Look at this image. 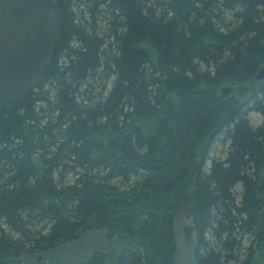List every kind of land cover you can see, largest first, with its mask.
Returning a JSON list of instances; mask_svg holds the SVG:
<instances>
[{
  "label": "trees",
  "instance_id": "16d2710c",
  "mask_svg": "<svg viewBox=\"0 0 264 264\" xmlns=\"http://www.w3.org/2000/svg\"><path fill=\"white\" fill-rule=\"evenodd\" d=\"M53 1L50 66L0 105V264L104 230L82 264H172L181 206L197 264H264V0Z\"/></svg>",
  "mask_w": 264,
  "mask_h": 264
},
{
  "label": "water",
  "instance_id": "95a60500",
  "mask_svg": "<svg viewBox=\"0 0 264 264\" xmlns=\"http://www.w3.org/2000/svg\"><path fill=\"white\" fill-rule=\"evenodd\" d=\"M62 30V15L53 0H0V105L22 100L39 83L50 66ZM257 80L264 79L260 69ZM230 89L220 90L224 98ZM183 206L174 215L172 233L175 253L172 264H197L198 225L187 221ZM194 233V237L191 234ZM107 231H88L69 243L35 253H24L20 264H82L95 252L108 251L112 241Z\"/></svg>",
  "mask_w": 264,
  "mask_h": 264
},
{
  "label": "rangeland",
  "instance_id": "374dc122",
  "mask_svg": "<svg viewBox=\"0 0 264 264\" xmlns=\"http://www.w3.org/2000/svg\"><path fill=\"white\" fill-rule=\"evenodd\" d=\"M231 91H233V90H231ZM229 94H230V93H229ZM250 118H251V120H252V122H253L254 125H258V124H260L261 121H262L261 117L258 116L257 114H251V115H250ZM221 147H223V145L220 144V143H218V144L216 145V148H215L216 151H214V152L212 153L213 158H217V157L220 156V152H221V149H222ZM223 148H225V147H223Z\"/></svg>",
  "mask_w": 264,
  "mask_h": 264
},
{
  "label": "flooded vegetation",
  "instance_id": "af4514ba",
  "mask_svg": "<svg viewBox=\"0 0 264 264\" xmlns=\"http://www.w3.org/2000/svg\"><path fill=\"white\" fill-rule=\"evenodd\" d=\"M40 262V261H39ZM40 264V263H39Z\"/></svg>",
  "mask_w": 264,
  "mask_h": 264
}]
</instances>
